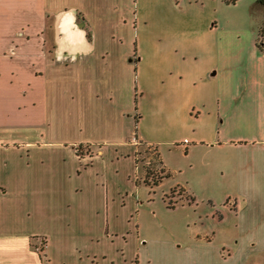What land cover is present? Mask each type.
<instances>
[{
    "label": "crops",
    "instance_id": "0c3cea01",
    "mask_svg": "<svg viewBox=\"0 0 264 264\" xmlns=\"http://www.w3.org/2000/svg\"><path fill=\"white\" fill-rule=\"evenodd\" d=\"M255 2L0 0V264H264ZM139 146L199 148L186 240L141 218Z\"/></svg>",
    "mask_w": 264,
    "mask_h": 264
},
{
    "label": "rangeland",
    "instance_id": "374dc122",
    "mask_svg": "<svg viewBox=\"0 0 264 264\" xmlns=\"http://www.w3.org/2000/svg\"><path fill=\"white\" fill-rule=\"evenodd\" d=\"M247 1L249 0H239L234 5H224L223 10L225 17H230L233 13L236 16L234 21L243 24V15L247 16L249 12ZM68 133L69 131L66 128L62 129V135L65 136ZM138 149L137 181L141 185L137 189L138 192L134 196H130L142 202L140 206L141 218L146 221V224L154 225L155 222H157L161 226H169L182 241L186 240V238L189 237L188 234L190 229L194 228V222H196V228H198L199 222L197 221V216L200 209L201 211L205 209L209 200L217 207L221 204L217 203L221 199L220 193H210L214 190H205L199 184L202 167V156L199 153V148L185 155L184 151L180 149L176 150L173 147L167 146L162 147L161 155L164 162L171 170V174L170 177L164 179L157 188L144 184V180L151 184L152 179H154L152 177L157 176L155 172L160 169L158 165L154 164L155 161H153V157L156 154H154L153 150L149 151L146 147L141 148V146H139ZM121 181L123 182V175ZM176 185L183 187L187 194L182 189L175 188L174 191L176 195L170 201L174 204V207L177 206V208L176 210L167 209L166 207L167 203H169V199L164 201V195L166 194V196H169L172 192V190L169 192L170 188ZM177 194H181V196ZM125 195L126 194H122L120 197L127 199V203H131L129 196ZM190 196L194 200L192 203L189 201ZM188 224L190 225V229L188 228Z\"/></svg>",
    "mask_w": 264,
    "mask_h": 264
},
{
    "label": "trees",
    "instance_id": "16d2710c",
    "mask_svg": "<svg viewBox=\"0 0 264 264\" xmlns=\"http://www.w3.org/2000/svg\"><path fill=\"white\" fill-rule=\"evenodd\" d=\"M222 1L226 6H230V5L236 4V2H238L239 0H222ZM255 4L264 11V0H256ZM255 46H256V49L261 54H264V19L257 29ZM84 149H86V152L88 153L90 152L87 148H84ZM79 153L83 154L82 147H80ZM153 159H154L153 161H155L154 164L158 165L160 169L159 171L155 172V175L157 176L152 177L154 179H152L151 184H149L146 180H144V184L147 186L157 187L164 179H168L170 177V173L165 171V169L162 167V164L158 157V153L154 155ZM175 195H176V192L173 189L169 196H166V195L164 196V201H166V199H169V203H167V207L170 209L174 207V204H172L170 200H172L175 197ZM178 196H181V194H179ZM189 201L190 203L194 201L191 196L189 197Z\"/></svg>",
    "mask_w": 264,
    "mask_h": 264
},
{
    "label": "built area",
    "instance_id": "2783aa9c",
    "mask_svg": "<svg viewBox=\"0 0 264 264\" xmlns=\"http://www.w3.org/2000/svg\"><path fill=\"white\" fill-rule=\"evenodd\" d=\"M132 142L135 143L136 145H138V142H137V139L135 138V136L132 137ZM149 151H152L154 152V154H156V150L154 148H148ZM43 249H44V245L40 244L39 246L36 247V251L39 252V253H42L43 252Z\"/></svg>",
    "mask_w": 264,
    "mask_h": 264
}]
</instances>
